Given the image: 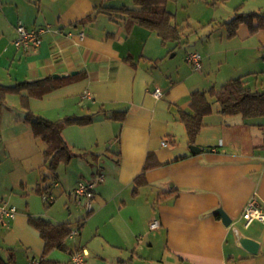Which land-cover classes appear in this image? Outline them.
Instances as JSON below:
<instances>
[{
	"label": "crops",
	"instance_id": "crops-1",
	"mask_svg": "<svg viewBox=\"0 0 264 264\" xmlns=\"http://www.w3.org/2000/svg\"><path fill=\"white\" fill-rule=\"evenodd\" d=\"M230 1L234 14L264 13L263 3L243 11L252 0ZM129 3L133 0H0V84L49 79L57 84L53 90L27 99L34 116L51 122L92 116L89 124L63 127L72 157L57 165L53 177L45 168L47 145L25 120L20 94L27 92L7 96L0 110V201L16 215L0 226V256L11 252L18 264H37L44 244L28 218L77 226L87 214L72 192L101 173L90 215L98 219L97 229L105 219L136 221L138 226L126 225L113 241L107 239L124 252L140 255L141 237L152 246L156 235L164 242L161 264H264V223L254 220L245 227L241 216L252 197L264 210V117L223 116L212 108L195 138L193 146L201 150L195 154L178 121L179 111L191 113L192 93L209 86L218 89L242 78L253 91L264 92V29L251 34L240 24L233 37L226 33L218 44L208 43L197 74L170 61L181 33L178 42L162 44L155 32L127 26L106 10L133 8ZM87 17L92 21L85 22ZM18 22L28 30L49 26L38 47L13 45ZM156 87L159 99L152 96ZM85 92L91 99L82 98ZM145 165V183L134 191ZM46 187L55 200L53 192L62 198L57 207L38 193ZM217 209L230 218L229 227L213 214ZM152 222L157 229H149ZM234 230L259 243L256 255L236 245ZM70 250L86 253L80 240ZM47 258L69 264L70 255L64 263L53 252Z\"/></svg>",
	"mask_w": 264,
	"mask_h": 264
},
{
	"label": "trees",
	"instance_id": "trees-1",
	"mask_svg": "<svg viewBox=\"0 0 264 264\" xmlns=\"http://www.w3.org/2000/svg\"><path fill=\"white\" fill-rule=\"evenodd\" d=\"M175 0H133V8H106L110 13L119 14L127 26L137 24L149 31L155 32L162 44L167 42H178L180 31L172 19L174 14L167 11L165 6L168 2ZM210 6L219 3L224 4L227 0H197ZM92 21L87 17L85 22ZM240 24H246L251 34L260 29H264V13H235L231 20L225 23L228 37L234 36ZM56 83L47 80L18 83L14 86L0 84V110L4 105L9 94L26 91L27 94H20L21 105L26 110L25 120L29 122L33 129V134L41 138L47 145L45 151V168L54 177V172L60 162H68L72 157V152L68 144L62 137V129L65 125L79 124L86 125L91 123L92 116L67 117L62 121L51 122L34 116L27 107V99L30 97H40L50 92L56 87ZM212 100V102H211ZM218 105V113L223 116L241 115L245 119L264 117V92L253 91L242 78H235L220 88H210L206 92H194L191 95V113L184 111L178 112V121L184 126L187 143L193 145L200 129L204 126L203 119L211 113L212 105ZM116 118L114 115L110 119ZM147 169L145 165L142 173L134 181V191L145 183L144 173ZM48 176L42 179V182ZM53 179V178H52ZM50 188L40 189L38 193L42 195ZM92 210L86 212V217L77 223L78 232L91 214ZM28 224L39 233L43 241V254L38 259L37 264H61L47 258L53 251H61L72 255L77 250H70L67 239L72 231L70 223H51L42 218L29 217ZM11 251V250H10ZM0 264H16L14 255L10 252L6 258L0 256Z\"/></svg>",
	"mask_w": 264,
	"mask_h": 264
},
{
	"label": "rangeland",
	"instance_id": "rangeland-1",
	"mask_svg": "<svg viewBox=\"0 0 264 264\" xmlns=\"http://www.w3.org/2000/svg\"><path fill=\"white\" fill-rule=\"evenodd\" d=\"M257 2L264 4V0H252L243 11L252 10ZM128 6L132 7L133 4L129 3ZM235 6L236 4L231 1L224 4L219 3L215 6H210L197 0H175L168 2L165 8L174 14L172 22L179 28L181 33L180 42L172 45L174 51L171 55H175L170 60L172 64L193 72L186 62V55L198 53L200 56H204L203 47L206 48L208 43L212 42L211 44L215 45L220 40H225L227 33L225 23L229 22L233 17ZM203 71L205 74L208 73L206 68ZM196 73L198 74L199 72ZM213 74L215 75V70ZM212 108L216 110L218 105L213 103ZM203 121L205 120L203 119ZM53 193L54 195L56 194L57 198L51 207H57L62 198L59 194ZM39 202L43 208V203ZM82 210L86 215L87 210L83 207ZM129 210L134 211L135 209ZM90 216L86 219L79 234L73 240L67 241L69 247L74 248L76 240H80V243L86 249V253H84L85 264H161L159 258L163 253V237L160 236L161 238L159 239V236L155 235L152 240V246H148L150 243L142 236L141 239L145 242L141 247V254L132 255L130 252H124L114 246V244L109 243L107 239L113 241V238L120 231L126 229V225L132 226L133 224V227L138 226L135 224V220L131 224H126L122 223L119 218H116L112 223L107 222L105 219L107 224L97 229L96 224L98 223V219H93V216ZM71 229H78L73 221H71ZM53 253L56 257H59V261L64 263V260L67 258L66 253L58 250L53 251ZM15 262L18 264L17 260Z\"/></svg>",
	"mask_w": 264,
	"mask_h": 264
},
{
	"label": "built area",
	"instance_id": "built-area-1",
	"mask_svg": "<svg viewBox=\"0 0 264 264\" xmlns=\"http://www.w3.org/2000/svg\"><path fill=\"white\" fill-rule=\"evenodd\" d=\"M49 29V26L40 28L37 30H28L25 26L18 22L15 27V33L17 35L16 39L13 41V45L18 49H28L30 47H38L41 44V35ZM68 37L71 34H67ZM84 34L79 33L78 38L83 39ZM187 64L195 71H200L201 69V56L198 53H189L186 55ZM152 96L156 99L161 98L162 91L160 88L156 87L152 91ZM83 99H91L89 92H85L82 95ZM165 146L166 143L162 142ZM103 175L97 173L95 178L89 180L88 182H79L75 186L72 194L78 206H81L87 210V212L92 210V201L94 198V189L103 181ZM53 187L57 184L53 183ZM43 202L45 204H52L55 201V197L50 193H43L41 195ZM16 210L13 207L7 206L5 203L0 201V226H7V224L15 218ZM242 219L244 220L245 227H247L254 220L264 223V210L258 203L255 197H252L244 206L242 211ZM158 228L157 222H152L149 225L150 230H155ZM79 234L78 229L72 230L68 236V239H74ZM84 263V252L81 250L75 251L69 259V264H83ZM36 264V263H34Z\"/></svg>",
	"mask_w": 264,
	"mask_h": 264
},
{
	"label": "water",
	"instance_id": "water-1",
	"mask_svg": "<svg viewBox=\"0 0 264 264\" xmlns=\"http://www.w3.org/2000/svg\"><path fill=\"white\" fill-rule=\"evenodd\" d=\"M65 75H60V77H64ZM55 78L58 77V75L54 76ZM189 149L191 150L192 153H197L200 152L201 150L197 148L196 146H189ZM214 215H218L221 218V222L225 227H229L231 225V220L230 218L221 210L217 209L216 211L213 212ZM235 233V243L236 245L244 250L245 252L251 254V255H256L259 250V243L249 239L242 234L238 230H234Z\"/></svg>",
	"mask_w": 264,
	"mask_h": 264
}]
</instances>
